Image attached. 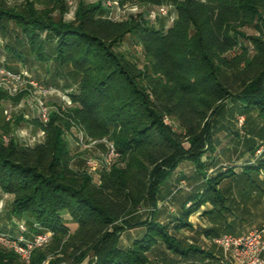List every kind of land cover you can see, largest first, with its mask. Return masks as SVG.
Here are the masks:
<instances>
[{"label":"trees","instance_id":"16d2710c","mask_svg":"<svg viewBox=\"0 0 264 264\" xmlns=\"http://www.w3.org/2000/svg\"><path fill=\"white\" fill-rule=\"evenodd\" d=\"M16 1L0 0V34L14 35L5 49L21 62L31 56L66 69L73 87L66 93L69 103L54 104L45 124L32 120L40 141L3 140L21 116L5 122L0 134V195L11 196L9 214L54 233L28 264H80L90 253L89 264H212V251L178 235L192 227L190 215L210 205L203 211L211 220L202 229L207 237L241 233L237 226L263 217L264 211L252 209L264 200V157L240 172L218 169L209 176L207 169L216 163L214 118L223 101L240 103V112L255 110L261 127L256 134L264 139V0H170L175 17L168 27L151 24L146 9L108 17L103 0H77L68 20L65 0ZM167 1L138 0L157 6ZM246 27L255 32L246 34ZM128 35L140 45L143 67L115 49ZM3 100L18 99L0 90ZM73 129L105 138L119 152L96 181L72 163L67 135ZM258 144L253 140L246 150L252 155ZM182 160L193 163L191 178L198 182L170 231L156 210L162 187ZM140 205L152 208L150 217L134 216ZM65 215L76 224L73 231ZM137 226L144 227L140 235L122 245L123 231ZM0 264L27 263L0 246Z\"/></svg>","mask_w":264,"mask_h":264},{"label":"rangeland","instance_id":"374dc122","mask_svg":"<svg viewBox=\"0 0 264 264\" xmlns=\"http://www.w3.org/2000/svg\"><path fill=\"white\" fill-rule=\"evenodd\" d=\"M87 2H95L97 0H85ZM9 3H15L16 0H7ZM67 4V11L64 13V17L68 20L73 18V12L75 10L77 0H65ZM119 5L124 11V14L120 18L136 14L142 10H147V15L150 19L151 24L158 26L160 23H163L165 27L171 25L175 12L173 8V3L169 0L163 5L167 10L168 14L161 16L158 13V8L161 5H148L138 2V0H119ZM38 6V5H37ZM246 34H253L255 30L252 27H246L243 29ZM13 34H7L5 37L0 34V68L4 67L8 70L15 72H23L26 78H32L37 80L46 86L52 88L53 92L50 97L47 98L48 105L53 106L54 104H62L60 96H64L72 86H68L71 82V77L66 72V69L55 68L53 64L41 65L38 63L34 57L29 56L26 58V61L21 62L18 59L11 57L9 51L5 49V45H10L14 43ZM245 42V41H244ZM247 45V43H244ZM15 46V45H14ZM18 46H16L17 49ZM117 51L125 53L131 59L136 58L140 67H143L144 61L143 56L141 55L140 45L135 42L134 36L128 35L124 38L123 42L116 46ZM249 50H252L249 48ZM233 54V52H231ZM72 83V82H71ZM29 88L28 85H26ZM23 89L19 94L13 96L17 97V102L11 100H3L0 102V134L3 132V125L5 122H11L14 118L21 116L17 124H12L11 131L9 134H4L3 136L9 137L14 136L19 142L26 144H34L42 139V135L39 133V130L34 127L32 120H34L37 115V109L34 102H31L28 98V90ZM73 88V87H72ZM9 95V94H8ZM11 96V95H9ZM68 99V98H66ZM66 102V101H65ZM67 103V102H66ZM240 103L233 102L231 99L223 101L220 105V111L217 112L216 117L214 118L216 123L214 126L213 137L215 138V143L217 145L215 153H213L216 163L210 166L207 169V174L214 175L215 170L227 171L229 168H233L235 172H240L244 166H247L249 163L255 162L258 158L264 157V139H261L256 133L260 130V122L257 117V112L253 109L239 111L238 106ZM54 107H56L54 105ZM10 114L11 121L6 119L7 114ZM166 123L170 124L175 130L179 131L177 123L169 118H165ZM76 129H73V135L68 134V147L71 154L74 155L72 163L75 165L81 166L88 172L93 180H97L98 174L101 170L90 169L86 165V158H97L100 159L101 156L106 152V143L102 139H97L91 146L84 147L82 146L76 138ZM3 138V137H2ZM258 142V149L251 155L249 151L246 150L247 144L252 141ZM262 140V141H261ZM185 145H187L185 143ZM205 160V158H204ZM209 160V159H208ZM207 160V161H208ZM194 166L191 162L181 161L176 169L172 172L169 177V180L164 184L161 189V198L157 205V215L155 218L161 223H170V231L172 229L173 216L178 214L180 203L182 202L185 195L191 192L198 182L196 178H191V173L193 172ZM260 177L264 176V173L261 171ZM180 175L186 176L184 178ZM190 177V178H187ZM184 178V179H183ZM10 202L11 197L9 195L1 194L0 195V228H7L8 226L13 227L14 222L24 221V217H15L11 216L10 213ZM186 205H189L187 203ZM206 205V204H205ZM152 208L148 209L145 205H140L134 211V216H139L141 219L149 216L148 211H151ZM202 210V206L201 209ZM253 214L263 212V204L259 205L256 209H252ZM201 213H194L189 216L188 221L192 224L190 229H183L178 234L179 237L186 238L188 243L196 244L198 247L212 251L214 255V260L212 264L219 263L223 259V251L215 242L220 234L224 232H219L218 235L207 237L202 233V229L205 227L211 226V220L205 216H201ZM66 221L70 231H73L76 228V224L69 220V216L65 215ZM264 221L263 217L257 218L256 221L250 220L242 225L237 226L238 232L241 233H230V234H243L246 233L251 228L260 225ZM144 227H132L123 231L120 236V243L123 245L126 242V237L129 232L132 234H137L139 230ZM159 249H163L162 245H159ZM166 250V249H165ZM168 253L167 251H165ZM169 254V253H168ZM52 256H56L52 255ZM48 257V259L53 257ZM150 257L153 258V255L150 254ZM172 257V256H170ZM93 254L90 253L87 258H85L80 264H89L93 261ZM190 262V261H188ZM46 264V262H45ZM59 264H64L59 263ZM164 264V263H161Z\"/></svg>","mask_w":264,"mask_h":264},{"label":"built area","instance_id":"2783aa9c","mask_svg":"<svg viewBox=\"0 0 264 264\" xmlns=\"http://www.w3.org/2000/svg\"><path fill=\"white\" fill-rule=\"evenodd\" d=\"M103 4L108 9V17L120 19V16L124 14L119 5V0H103ZM158 13L165 16L168 14V10L161 5L158 8ZM26 88L28 90L27 99L34 102L38 118L45 124L48 121L50 111L55 108L54 105H48L46 101L52 95V88L32 78H26L23 72L0 68V90L15 96ZM60 97L62 102L69 103V100L66 99L68 98L67 94ZM10 118L8 113L6 119L10 120ZM76 130L77 141L82 146H91L97 142V139L88 138L83 130ZM39 133L42 135V132L39 131ZM3 140L7 142L8 137L4 136ZM104 141L107 148L100 159L86 158V165L90 169L109 171L118 159L119 152L113 142ZM53 234L51 229L43 228L37 223H33V228H30L25 221L19 220L14 222L13 227L0 228V246L15 252L24 263L28 264L33 250L47 244ZM215 242L223 251V259L215 264H264V222L243 234L222 233L215 238Z\"/></svg>","mask_w":264,"mask_h":264},{"label":"crops","instance_id":"0c3cea01","mask_svg":"<svg viewBox=\"0 0 264 264\" xmlns=\"http://www.w3.org/2000/svg\"><path fill=\"white\" fill-rule=\"evenodd\" d=\"M182 161H188V160H182ZM188 162H190V161H188ZM192 165H193V163H192ZM194 166V165H193ZM194 170H195V167H194V169H193V172L191 173V176H192V174L194 173ZM181 176V175H180ZM187 178H190V177H187ZM5 195H7V194H5ZM10 196V195H9ZM11 197V196H10ZM262 204H263V202H262ZM263 207H264V205H263ZM208 208H210V205H208V204H206V205H203L202 206V210H198V211H196L195 213H201L200 211H202V214H201V216H205L204 214H203V211H205L206 209H208ZM201 209V208H200ZM194 214V213H193ZM206 217V216H205ZM264 222V221H263ZM192 225V224H191ZM256 227V226H255ZM143 229V228H142ZM141 229L139 230V232H137V234H132L131 232H129L128 234H127V237H126V242L123 244V245H128V244H130L132 241H133V239H135L137 236H139L140 235V233H141Z\"/></svg>","mask_w":264,"mask_h":264}]
</instances>
